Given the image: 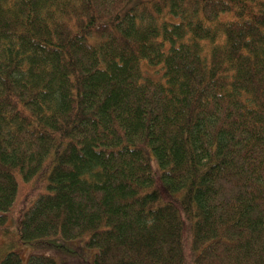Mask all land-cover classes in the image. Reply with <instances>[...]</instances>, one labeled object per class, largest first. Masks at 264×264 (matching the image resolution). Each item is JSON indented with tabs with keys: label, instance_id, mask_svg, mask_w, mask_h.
Masks as SVG:
<instances>
[{
	"label": "trees",
	"instance_id": "obj_1",
	"mask_svg": "<svg viewBox=\"0 0 264 264\" xmlns=\"http://www.w3.org/2000/svg\"><path fill=\"white\" fill-rule=\"evenodd\" d=\"M129 1L0 0V239L264 264V0Z\"/></svg>",
	"mask_w": 264,
	"mask_h": 264
},
{
	"label": "rangeland",
	"instance_id": "obj_2",
	"mask_svg": "<svg viewBox=\"0 0 264 264\" xmlns=\"http://www.w3.org/2000/svg\"><path fill=\"white\" fill-rule=\"evenodd\" d=\"M144 0H130L123 8L122 11H127L131 6L139 4ZM14 239V236H4L0 239L2 242L0 246V260L7 251H18L22 261L27 264L28 259L36 255H48L57 260H60L62 264H94L95 250L86 248L83 240H64L61 238L45 239L41 242L34 244H25L22 247L9 248V244Z\"/></svg>",
	"mask_w": 264,
	"mask_h": 264
},
{
	"label": "bare ground",
	"instance_id": "obj_3",
	"mask_svg": "<svg viewBox=\"0 0 264 264\" xmlns=\"http://www.w3.org/2000/svg\"><path fill=\"white\" fill-rule=\"evenodd\" d=\"M177 263V262H176Z\"/></svg>",
	"mask_w": 264,
	"mask_h": 264
}]
</instances>
